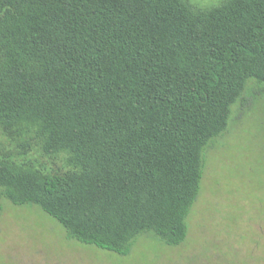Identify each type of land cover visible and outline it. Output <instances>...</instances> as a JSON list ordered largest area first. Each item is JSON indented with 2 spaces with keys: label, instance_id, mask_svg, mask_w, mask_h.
I'll use <instances>...</instances> for the list:
<instances>
[{
  "label": "trees",
  "instance_id": "16d2710c",
  "mask_svg": "<svg viewBox=\"0 0 264 264\" xmlns=\"http://www.w3.org/2000/svg\"><path fill=\"white\" fill-rule=\"evenodd\" d=\"M252 79L264 0H0V216L37 205L122 256L149 232L182 245Z\"/></svg>",
  "mask_w": 264,
  "mask_h": 264
},
{
  "label": "rangeland",
  "instance_id": "374dc122",
  "mask_svg": "<svg viewBox=\"0 0 264 264\" xmlns=\"http://www.w3.org/2000/svg\"><path fill=\"white\" fill-rule=\"evenodd\" d=\"M191 1L208 8L223 0ZM244 97V115L240 101L228 133L207 152L182 245L168 246L149 232L122 256L69 239L37 205L2 198L0 264H264V83L250 80Z\"/></svg>",
  "mask_w": 264,
  "mask_h": 264
}]
</instances>
